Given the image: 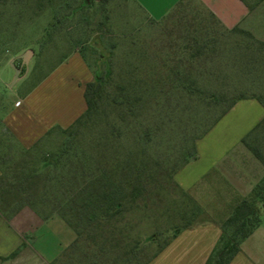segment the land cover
Returning <instances> with one entry per match:
<instances>
[{"label":"rangeland","instance_id":"obj_1","mask_svg":"<svg viewBox=\"0 0 264 264\" xmlns=\"http://www.w3.org/2000/svg\"><path fill=\"white\" fill-rule=\"evenodd\" d=\"M259 20H264V8L253 17L256 29ZM27 49L33 54L15 83L11 62L0 65L1 75L9 80L2 91L11 109L20 98H26L20 109L28 114L69 106V78L82 74V62L94 75L110 67L113 85L125 82L129 73L136 83L145 84V89L136 92L140 100L135 115L129 117L130 124L118 123L114 135L102 119L70 138L54 124L37 142L32 159H27L19 197L9 211L0 201V214L15 224L13 210L17 207L37 210L35 233L41 239L33 246L44 257H60L74 241L73 229L58 212L51 213L52 205L65 204L61 194H72L68 203L78 218L84 213V188H93L89 181L110 175L106 170L141 146L158 162L157 179L145 197L138 199L140 208L134 206L121 217L118 224L125 235L117 234L123 244L138 241L137 254L127 256L109 247L99 264H141L171 237L169 228L176 223H196L190 229L211 221L206 211L192 216L193 203L182 194L175 174L193 156L195 140L213 125L196 157L181 169L188 182L204 191L214 190L208 180L214 165L242 144L241 138L264 113L260 101L243 99L214 123L239 95H255L264 101L263 45L243 32L225 30L197 4H180L160 21H151L131 0H0V60L5 63ZM15 63L22 65V60L17 58ZM246 138L264 156V121ZM48 152L47 164L41 159ZM39 174L38 186L21 188ZM110 177L118 181L122 174L115 172ZM1 187L2 195L4 188H10L3 181ZM207 198L211 205L216 201L213 194ZM153 233L157 236L150 241ZM178 249L184 247L178 243L172 252ZM74 250L71 264H97L90 245L85 250L88 254ZM126 258L133 259L125 262ZM151 264H165L162 255Z\"/></svg>","mask_w":264,"mask_h":264},{"label":"crops","instance_id":"obj_2","mask_svg":"<svg viewBox=\"0 0 264 264\" xmlns=\"http://www.w3.org/2000/svg\"><path fill=\"white\" fill-rule=\"evenodd\" d=\"M131 1L139 7L145 18L151 21H160L180 4L201 5L219 21L221 26L228 29L239 27L248 30L257 39L264 41V27H262L264 20H259L258 29L253 26L254 21H252L253 17L264 8V0L253 10H250L243 0ZM17 58L19 56H14L5 63L0 60V65L9 64V62L12 64V60L16 62ZM82 65V74L76 73L69 78L71 86L69 106L64 105L58 111L33 110L29 114L28 110L20 109L26 98L16 100L15 108L8 107L2 85H8L9 80H5L1 75L3 70L0 71V180L12 174L11 170L14 166H17V173L23 169L25 161L27 163V159H32L31 155L37 142L44 134H47L50 128H53L54 124L67 128L85 111V86L94 79V74L83 62ZM263 118L264 113L252 129ZM205 137L206 134L196 141V149H201ZM243 137L240 140L242 144L236 150L221 156L214 165L212 177L208 178L214 190L204 191L203 187H199L195 182H188L187 175L181 168L175 174V179L181 188L212 216L211 221L181 231L148 264H151L160 254L165 264L205 263L221 234V223L242 198L251 197L254 186L264 177V164L242 142ZM210 194L216 197L212 205L207 201ZM36 213V209L28 206L19 209L14 216L16 224L0 214V264H55L59 255H53L47 259L33 246L41 239V236L35 233V225L38 224H35ZM178 243L184 249L183 251L178 249L176 253H173L172 249ZM17 249V254L9 257ZM229 264H264V218L253 233L241 243V250Z\"/></svg>","mask_w":264,"mask_h":264},{"label":"trees","instance_id":"obj_3","mask_svg":"<svg viewBox=\"0 0 264 264\" xmlns=\"http://www.w3.org/2000/svg\"><path fill=\"white\" fill-rule=\"evenodd\" d=\"M243 1L247 4L250 10H253L262 0ZM211 17L213 18L212 15ZM213 19L221 26L219 21L215 18ZM221 27L228 31L243 32L248 36L255 38L261 45L264 46V41L257 39L248 30H244L239 27L231 29L223 26ZM18 59L21 61V58ZM110 74L111 69L108 67L105 72L101 71L100 73L94 75V79L86 84L84 92L86 109L67 128H61L58 126V129H60L63 134H67L69 138L74 137L88 125H92L96 120L100 121V119H102L104 124H107L112 128V135H114V128L118 123L123 124L126 127L130 124L129 117H133L135 115L138 107L136 104L140 100V96L139 94H136V92H138L139 89H145V84L142 86V84L136 83L133 80L132 74L129 73L125 82L113 85L110 82ZM245 98H255L264 105V101L261 97H257L255 95H239L231 100L214 123H216L232 106H234L237 101ZM263 121L264 119L261 120L245 137H243L242 142L264 164L263 154L258 149L251 146L247 142L246 138L252 131H255L258 127H260ZM212 126L213 125H211V127ZM208 130L201 137H203ZM201 137H198L195 140L193 156L187 159L181 167H183L190 159L196 157V141ZM67 144L68 141L65 145ZM96 146L99 147L100 142L96 141ZM49 153L50 152L44 154L41 159L47 164L49 162ZM25 165L26 161L22 166L23 169H21L19 173H17V166H14L13 170H11L12 176H4L5 179L0 180V189L2 188V181L6 182L10 187L7 189L4 188L3 195L1 194L2 192H0L1 204H4L8 211L9 206H11L14 199L19 197V182L24 178L20 177L24 175ZM157 165L158 162L150 159V156L144 146L138 147L133 153L132 150L126 152L124 160H120V162L116 165L114 163L109 170H106L110 175L115 172H120L122 174V178L116 181L112 179L110 175H106L105 177H100L98 175L89 181V186L92 185L93 188L87 190L86 187H88V185L84 188V197H81L83 204H85L84 207L82 206L84 213L78 218L73 217L75 207L73 204L68 203L72 198V194L69 191L61 194L63 198L65 197L66 199L64 201L65 204L52 205L51 213L58 212L65 223L73 229L75 237L73 239L74 241H72L68 247L66 246L63 254H61V256L55 261V264H71V257L75 254L74 247L81 250V255L83 253L88 254L89 252H85L87 245L93 247L95 257L93 256L92 258L97 260V264H99V257L106 254L109 247L113 249H121V252L127 256L130 254L136 255L137 253L135 250L138 241H134L133 244L127 241L123 244L117 234L123 236L125 235V232L118 223L123 215H125L128 211L130 212L134 210V206L136 208H140V204L137 201L138 199L145 197L147 192L151 189V186L154 184L153 181L157 179ZM39 177L41 178L40 174L36 176L35 179L31 177L29 179V184H24L21 188L26 191L27 188H25V186L28 188H31L32 186L36 187V185L38 186V183L42 180V178L39 179ZM180 189L182 194L193 203L191 208V214H193L192 216L197 215V213H203L204 210L196 202V200L185 190L182 188ZM19 209L20 207H17L13 211L16 213ZM263 215L264 177L254 186L251 197L242 198L233 208L228 217L221 223V234L204 264H229L235 255L241 250V243L263 222ZM90 224H92V227L89 226ZM195 224L196 223L194 222L187 221L184 225L176 223L170 227L169 230L173 231L171 237L161 247H159L153 255L149 256L141 264H148L183 229L192 227ZM92 229L93 231L91 232ZM156 236L157 233H153L149 238L150 241H154ZM86 240L89 241L87 242V245ZM17 252L18 249L12 252L9 257L15 256ZM87 258V260H89L91 259V256H87ZM133 258H126L125 262H130Z\"/></svg>","mask_w":264,"mask_h":264},{"label":"water","instance_id":"obj_4","mask_svg":"<svg viewBox=\"0 0 264 264\" xmlns=\"http://www.w3.org/2000/svg\"><path fill=\"white\" fill-rule=\"evenodd\" d=\"M32 54H33V50L27 49L26 51H24L22 54L19 55V58H21L22 60V65H17L15 63V60H12V65L15 69V78H14L13 83H15L21 77L22 70H23V64L28 62Z\"/></svg>","mask_w":264,"mask_h":264}]
</instances>
